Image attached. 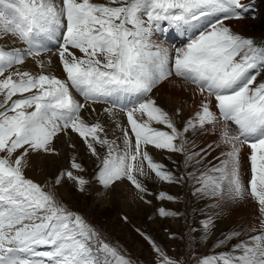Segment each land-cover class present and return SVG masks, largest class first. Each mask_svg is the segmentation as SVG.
Segmentation results:
<instances>
[{"label": "snow or ice", "instance_id": "6c2138e0", "mask_svg": "<svg viewBox=\"0 0 264 264\" xmlns=\"http://www.w3.org/2000/svg\"><path fill=\"white\" fill-rule=\"evenodd\" d=\"M249 7L242 0H0V264H133L54 191L25 176L31 156L57 153L54 139L69 131L100 160L97 183L107 191L126 180L142 200L148 189L138 177L148 174L145 162L163 182L184 179L154 161L149 146L182 154L186 167L221 149L213 158L219 163L208 161L211 167L195 177L200 186L193 194L216 198L217 207L250 198L257 215L217 239L213 252L196 264H264V80L257 79L264 73V45L224 23L246 18ZM161 22L186 34V43L169 50L154 40ZM53 40L63 79L49 71L51 59H43ZM29 57L40 68L36 75L16 68ZM172 76L195 85L201 97L182 127L176 123L180 108L170 114L150 96ZM74 92L86 102L111 103L104 110L109 117L117 107L125 113L127 127L117 124L122 147L101 136L100 122L83 119L85 104ZM192 133L217 139L199 147ZM97 144L106 147L102 158ZM245 144L251 149L247 185L240 171ZM70 166L76 172H61L52 187L66 177L86 192L91 185L80 174L84 168L75 158ZM157 198L177 199L165 192ZM158 211L164 217L178 215ZM213 227L212 217L203 222V239ZM241 235L247 239L214 251ZM146 238L158 264H181Z\"/></svg>", "mask_w": 264, "mask_h": 264}, {"label": "rangeland", "instance_id": "374dc122", "mask_svg": "<svg viewBox=\"0 0 264 264\" xmlns=\"http://www.w3.org/2000/svg\"><path fill=\"white\" fill-rule=\"evenodd\" d=\"M97 2L103 3L106 0H97ZM245 4H250L245 13L246 18L239 21L226 20L227 22L224 21V23L229 25L234 32L245 37H252L258 43L264 44V0H245ZM153 39L169 50H174L173 45L167 42L163 35L155 33ZM186 41L183 40L182 46ZM48 46L52 49L49 52L58 55L55 40ZM77 55L81 54L77 52ZM56 69V66H51L49 71L63 79L65 74L62 72L61 75H58ZM38 70L37 73L40 72V68ZM257 79L258 81L264 80V73ZM156 93L153 99L170 114H175L177 108L181 109L179 117L176 118L178 127H182L187 119L198 110L191 108V103L187 102L184 93L175 87L171 88L169 85L161 92ZM74 96L77 100L86 102L78 93L74 92ZM177 100L180 106L185 107L184 111L183 108L172 104ZM81 116L89 124L100 122L104 126L102 137L106 136L110 141L115 140L117 144L120 138L123 140L121 129L117 131V134H114L108 129V124L99 118L96 111L90 114H81ZM124 122L126 124L124 127H127L125 117ZM153 126L166 129L164 125L154 124ZM210 135L192 133L190 138L199 147H206L217 139ZM60 136V140L57 137L53 141L57 153H42L37 162V169L36 164L32 168L30 167L36 169L39 180L37 181L25 172L26 178L47 186L46 190L54 191L59 200L70 210L80 214L89 225L101 234V240L117 248L122 255L133 261V264H158L159 257L146 237L151 238V241L155 242L163 252L169 257L179 260L181 264H196L198 258L213 252L212 246L217 239H223V235L229 233L233 228L239 230L240 226L252 221L257 215V204L250 198L238 204L221 203V206L217 207L216 198L208 196L201 198L199 194H193L195 188L200 186L195 177L211 167L208 161H212L213 164L219 163L213 158L220 154L221 149L211 152L201 164L191 163L186 167L185 157L182 154L169 153L166 150H157L149 146L148 151L154 161L164 164L175 176L184 177V179L180 183L163 182L155 177L145 162V172L148 174L138 177L148 189L143 194L144 199L142 200L140 199L141 194L131 184L132 190H135L133 195L127 193L126 187L121 182H117L114 187L106 191L102 185L95 181L100 160L89 152L78 134L69 131L68 135L60 134ZM120 146L122 147V143ZM96 147L102 158L106 154V147H101L98 144ZM199 147L193 148L191 151H198ZM73 158L84 168V172L80 174L90 181L91 186L86 192L77 191L73 182L66 177L60 185L52 187L61 172L65 170L76 172L70 166ZM248 158L249 154H240L241 179L246 185L249 176ZM189 173H194V176H189ZM160 192H165L177 199L172 201L158 199ZM146 201H150V203ZM160 208L178 213V215L161 216L158 211ZM209 217L213 218L214 227L205 240L203 239V222ZM245 239L247 236L241 235L214 251H227L232 244Z\"/></svg>", "mask_w": 264, "mask_h": 264}, {"label": "bare ground", "instance_id": "6f19581e", "mask_svg": "<svg viewBox=\"0 0 264 264\" xmlns=\"http://www.w3.org/2000/svg\"><path fill=\"white\" fill-rule=\"evenodd\" d=\"M225 22H227V21H225ZM16 46L19 47L20 44L17 43ZM43 59L45 61H48L49 59H51L52 67L56 66L57 67L56 72L58 73V75L62 74L63 71H62V68H61V65H60V61H59L58 55L53 54L51 52H47V54H43ZM16 68L19 69L20 71H29L32 74H38L37 72L39 71L38 70L39 67H38L37 63L32 58H27L23 65H17ZM169 85L171 86V88H174V87L177 88L178 91L181 90L184 93L185 97H187L188 103L189 104L191 103V106H192L191 108H197L198 109V105H199L201 97L199 96L198 93H195V87H192L191 85L187 84L186 82L181 80V78H179V77H175V76L170 77L169 80L166 83H163L162 85L160 84L159 86H157L155 88L154 94L156 92H161L163 89H165ZM78 101L81 104H85V107L81 110V114L82 115L83 114L94 113L96 111V113H98V115H99V118H101L104 123L108 124V129L110 131H112L114 134H117V131L120 129L119 127H117V124L124 126V124H125L124 117L125 116H124V114L121 111L114 109L115 115L112 116V117H109L105 113L104 110H105V108H111L110 106H107V105H104V104H98V103L93 104L91 102H81L80 100H78ZM125 126H126V124H125ZM210 136L217 137L214 134H211ZM60 139H61V136L59 135L58 136V140H60ZM121 143H122V146H123V140H121V138H120L118 140V145L119 144L121 145ZM249 153H250L249 146L247 144L242 145L241 146V150H240V154L248 155ZM40 158H41V154H39V155L33 154L31 156V160H30L31 165H32L31 168L33 167V165L36 164L37 165L36 169H37V167H38V163L37 162H38V159H40ZM247 162H248V159H247ZM31 168H30V170H28V168H27L28 171L25 169V172L27 174H29L30 176H33L38 181L39 180V177H38L39 175L35 171L36 169H31ZM121 183L123 184L124 187H126L127 193H129V195H133L135 190L134 191L132 190L133 188H131L130 183L128 181H126V180L125 181H121Z\"/></svg>", "mask_w": 264, "mask_h": 264}, {"label": "crops", "instance_id": "0c3cea01", "mask_svg": "<svg viewBox=\"0 0 264 264\" xmlns=\"http://www.w3.org/2000/svg\"><path fill=\"white\" fill-rule=\"evenodd\" d=\"M168 81V80H167ZM166 81V82H167ZM165 81L163 82V83H166ZM163 83H161V85L163 84ZM160 85V84H159ZM158 85V86H159ZM189 85H191V84H189ZM192 87H195L194 85H191ZM155 90V89H154ZM154 90H153V92H152V94H150V96L152 97V98H154L153 96H155V94H157V93H155L154 94ZM154 94V95H153ZM186 99H187V97H186ZM187 102H188V100H187ZM172 104H174V105H176V106H179V107H181V108H183V106H180V103L178 102V100H177V102L176 103H172ZM184 109H185V107L183 108V111H184ZM194 109V108H193ZM197 109V108H196Z\"/></svg>", "mask_w": 264, "mask_h": 264}]
</instances>
